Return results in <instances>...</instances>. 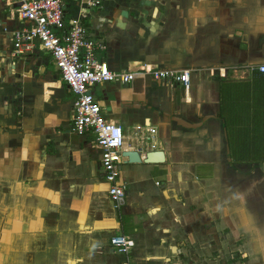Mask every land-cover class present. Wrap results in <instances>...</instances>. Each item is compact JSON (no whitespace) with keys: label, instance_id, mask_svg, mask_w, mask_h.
I'll return each instance as SVG.
<instances>
[{"label":"crops","instance_id":"crops-1","mask_svg":"<svg viewBox=\"0 0 264 264\" xmlns=\"http://www.w3.org/2000/svg\"><path fill=\"white\" fill-rule=\"evenodd\" d=\"M82 1L68 0L66 16ZM94 7L83 21L104 45L96 56L136 74L92 92L121 126L122 151L141 161L122 159L126 196L115 208L93 133L71 130L73 94L48 52L14 50L20 22L0 0V249L18 251L19 264H264V160L232 157L241 137L254 145L264 72L249 67L264 64V0ZM143 65L187 69L190 84L137 71ZM10 93L21 98L11 117ZM116 234L131 240L127 254L110 245Z\"/></svg>","mask_w":264,"mask_h":264},{"label":"built area","instance_id":"built-area-1","mask_svg":"<svg viewBox=\"0 0 264 264\" xmlns=\"http://www.w3.org/2000/svg\"><path fill=\"white\" fill-rule=\"evenodd\" d=\"M20 25L11 31L14 50L32 51L35 47L49 53L61 80L73 94L71 130L77 134L92 132L94 143L101 151L100 161L106 180L108 194L115 208L125 200V183L119 181L122 149L125 143L121 126L107 119L92 92L101 82L129 83L135 71L116 72L96 56V50L104 45L90 38L84 24L86 9L97 6L100 0L82 1L84 8L73 17L66 16L68 0H4ZM264 72V64L250 65ZM137 71L151 73L154 78H170L188 88L190 72L167 70L143 65ZM141 126L137 127L140 132ZM146 133L154 134L153 127H146ZM147 139L151 136L145 137ZM110 245L119 253L127 254L132 242L128 236L116 234L110 237Z\"/></svg>","mask_w":264,"mask_h":264},{"label":"trees","instance_id":"trees-1","mask_svg":"<svg viewBox=\"0 0 264 264\" xmlns=\"http://www.w3.org/2000/svg\"><path fill=\"white\" fill-rule=\"evenodd\" d=\"M249 92L246 91V94ZM250 96H246V100L249 99ZM264 98L263 87L261 86V90L259 91V95L255 92V101L254 102V145L250 143V140L241 137L239 141V151L237 154L232 155L234 161L242 162L246 164H260L264 160L263 154V109L264 102H262ZM253 149H250V147Z\"/></svg>","mask_w":264,"mask_h":264},{"label":"water","instance_id":"water-1","mask_svg":"<svg viewBox=\"0 0 264 264\" xmlns=\"http://www.w3.org/2000/svg\"><path fill=\"white\" fill-rule=\"evenodd\" d=\"M7 98L9 100H12V102L10 103V116H12V112L16 110V108L18 107V104H16L15 102H20L21 98L19 96H17L16 93H10ZM122 156L127 157L129 162H133V163H138L141 161V157L138 151L136 150H126V151H122ZM147 157L149 158H162V155L160 152H153L151 154H148Z\"/></svg>","mask_w":264,"mask_h":264},{"label":"rangeland","instance_id":"rangeland-1","mask_svg":"<svg viewBox=\"0 0 264 264\" xmlns=\"http://www.w3.org/2000/svg\"><path fill=\"white\" fill-rule=\"evenodd\" d=\"M91 9H97V7H91L89 10ZM6 10L9 12L10 8H7ZM8 241L11 242V238H9ZM0 246H3V245H0ZM9 248L10 247L8 246L3 249H0V264H19L17 259L20 256V253L18 251L9 250ZM23 256H24V252H21V257ZM25 257L27 259V256ZM21 264H27V260L25 259L21 260Z\"/></svg>","mask_w":264,"mask_h":264}]
</instances>
